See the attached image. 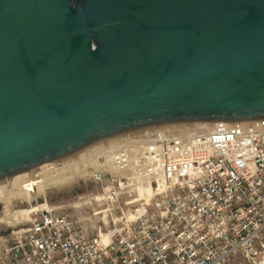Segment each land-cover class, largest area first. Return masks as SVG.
<instances>
[{
	"label": "water",
	"instance_id": "obj_1",
	"mask_svg": "<svg viewBox=\"0 0 264 264\" xmlns=\"http://www.w3.org/2000/svg\"><path fill=\"white\" fill-rule=\"evenodd\" d=\"M264 121V0H0V180L129 133Z\"/></svg>",
	"mask_w": 264,
	"mask_h": 264
},
{
	"label": "built area",
	"instance_id": "obj_2",
	"mask_svg": "<svg viewBox=\"0 0 264 264\" xmlns=\"http://www.w3.org/2000/svg\"><path fill=\"white\" fill-rule=\"evenodd\" d=\"M118 138L93 158L100 227L32 210L7 264H264V121Z\"/></svg>",
	"mask_w": 264,
	"mask_h": 264
},
{
	"label": "rangeland",
	"instance_id": "obj_3",
	"mask_svg": "<svg viewBox=\"0 0 264 264\" xmlns=\"http://www.w3.org/2000/svg\"><path fill=\"white\" fill-rule=\"evenodd\" d=\"M204 127L208 128L209 126ZM118 139L120 138L117 137L104 141L62 160L63 163L64 161H69L71 163L69 166L60 168V166H62V161H60L54 164V169L52 170L42 167L14 176L13 178L2 180L5 182L0 184V219L4 220L5 223L4 221L0 223V264H7L6 249L9 246L12 230H14L15 226H18V224L25 223L30 209L36 206L52 208L56 213L71 215L87 229H97L100 227L99 222L95 219L96 217L93 216L94 211L99 207L96 200L100 193V188L90 177L93 170H88L85 175L79 178H76V176H78L77 174L79 172L85 171L84 165L90 161L92 162L90 165L95 168V160L93 159L94 154L103 151L105 148H110V144ZM66 169L70 171L66 172ZM57 170H59L58 172L60 173L65 172L63 176L66 177L67 175L70 179H63L58 182L59 176H56L58 174ZM47 175H54L55 177H53L49 183H46L41 179ZM144 182L145 185L142 184ZM159 184H162L160 180ZM30 185H36V190L30 195H24L20 188H29ZM137 185L138 187L136 188L138 191L145 193L149 190L146 181L136 182V186ZM6 210L13 211L10 215H12V217L14 216V224H11V221L5 217V215H7L4 214ZM230 264H238V261L234 260Z\"/></svg>",
	"mask_w": 264,
	"mask_h": 264
},
{
	"label": "bare ground",
	"instance_id": "obj_4",
	"mask_svg": "<svg viewBox=\"0 0 264 264\" xmlns=\"http://www.w3.org/2000/svg\"><path fill=\"white\" fill-rule=\"evenodd\" d=\"M203 126H210V125H203ZM89 160V159H88ZM87 163V162H86ZM92 162L90 161V162H88L86 165H84V170L85 171H81V173L79 172L77 175L78 176H76V178H79V177H81L82 175H85V173H87L88 172V170H93L94 169V166H92V165H90ZM85 164V163H84ZM83 165V164H82ZM81 167V166H80ZM70 169V168H69ZM72 169V168H71ZM74 169V168H73ZM61 170V169H60ZM59 170H57V172H58ZM68 170L66 169V172H67ZM70 171V170H69ZM68 171V172H69ZM54 172V171H53ZM61 172H62V170H61ZM64 173L65 172H63V173H60V172H58V174L56 175V176H59V179L57 180L58 182L59 181H62L63 179H68L69 177H67V175H66V177H64L63 175H64ZM53 174V173H52ZM20 175V174H19ZM17 176V175H16ZM62 176V177H61ZM70 176V175H69ZM72 176V175H71ZM14 176H12V177H9V178H13ZM53 177H55L54 175H47V176H45V177H43L41 180L42 181H44V182H46V183H49L50 182V180L53 178ZM9 178H6V179H9ZM70 179V178H69ZM2 180H5V179H2ZM2 180H0V181H2ZM6 181H8V180H6ZM41 181V182H42ZM3 182H5V181H2V182H0V184L1 183H3ZM161 183H163L162 181H160ZM39 183H40V181H39ZM140 184V183H139ZM143 185H145V182L144 183H142ZM146 184H147V182H146ZM36 186V185H35ZM35 186L33 185V186H29V188H27V187H25V188H20V190L23 192V194L24 195H30V194H32L33 193V191H35L36 190V188H35ZM141 186V185H140ZM136 187H138V185L136 186ZM140 194H142L143 195V192H141V191H138ZM150 194V191L149 190H147L146 192H145V195L146 196H148ZM4 204H6V203H4ZM4 207H5V205H4ZM42 208H46V209H48V210H51L52 208H48V207H41V206H36V207H34V208H32V209H30V212L32 211V210H36V209H42ZM5 210V209H4ZM30 212L28 213V217H27V220H26V222L28 221V219H29V215H30ZM13 213V211L12 210H6L5 212H4V214H7V215H5V217H7L8 218V220L9 221H11V224H14V222H15V219H14V216L12 217V215H10V214H12ZM5 220H7V219H5ZM7 220V221H8ZM4 220H1L0 219V223L1 222H3ZM13 221V222H12ZM4 223H5V221H4ZM20 227H22V226H19V228ZM15 228H18V226H15Z\"/></svg>",
	"mask_w": 264,
	"mask_h": 264
}]
</instances>
